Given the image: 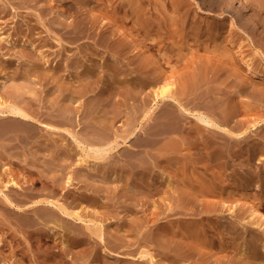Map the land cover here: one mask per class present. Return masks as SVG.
I'll use <instances>...</instances> for the list:
<instances>
[{
  "label": "rangeland",
  "instance_id": "obj_1",
  "mask_svg": "<svg viewBox=\"0 0 264 264\" xmlns=\"http://www.w3.org/2000/svg\"><path fill=\"white\" fill-rule=\"evenodd\" d=\"M33 1L36 2L34 3ZM261 1L262 0H256V2L255 0L140 1V8L142 9V21H149V23H147V28L149 30L157 29V27H159L160 25H162L161 29L163 26L169 28L170 26H167L164 22H162V19H174L173 3H175V5H179V7L182 9V12L177 16V23L174 26V30H176L177 33L175 37L173 36V38H176L177 43H179L178 45H180V43H185L184 36L187 35L189 31H191L190 29L193 21L194 25H196L197 23L202 26L203 34L212 32V30H208L209 25H211V29L212 27H214L213 33L215 36V41H218V43L222 46L221 49L216 50V52L208 54L203 47L199 48L198 45H196V43L193 41V39H190L189 41L192 48L191 50L188 49L189 56L192 54L194 55V57L191 56L190 59L197 63L196 65H198L201 59H204L211 55L212 58L218 61L220 67H218L219 69H215V73H210V81L208 82V84L204 85L203 88L195 89L192 91L190 90L188 93L182 95V100L188 107H191L192 109H205V106L207 105H210L212 107L214 106L213 108L216 110L217 116L222 118L225 108H227L228 105L238 103V107H241L239 109L243 112L239 111L235 119H232V122L236 123L244 119H246L248 123L254 122L256 120L261 121L260 128L256 130L257 134L252 132L250 134V137H248L241 143L242 148L238 150L239 152H236L237 154L235 157H237V159L239 158L240 160H236V158L234 157L233 165L228 168L226 174L224 173V175L226 176L228 173H230L229 176H227V178L229 179L227 180L226 176L223 175V179L226 178L225 180L229 181L230 183H228L230 185L233 183L231 185L232 187L237 186L236 183H239V181L242 180L243 176H245L246 174L247 168H245L246 165L242 160L248 157L253 151V144L251 143V140L256 139L255 141H259L263 140L264 138V96L259 94L257 90H254V86L251 84V80H249L250 77H246V75H244V72H241L244 74H238L237 76H235L232 74L231 69H224V63L220 61V59L222 58L220 53L223 49V46L237 50L238 45L241 41L243 42L244 53L253 54L256 53L257 50H260L264 53V7H261L264 4V0L262 2ZM76 2L77 0H0V8H6L5 12H7L2 13L4 15H2L3 18L0 17V27L3 29V32H6V35L12 33V36L15 37L18 30H20L22 26L23 28L25 27L24 29L26 31H32V35L30 36H35L34 38H38L40 40L37 41L38 43H43L44 41L43 45L41 43L39 50H35V53H33L34 49L32 47L30 50L25 48L26 50L24 49L23 52L21 49L19 50L18 46L21 44L19 41L16 42V45L3 42V45L0 46V81L3 78V74L8 69V67L11 66L12 63V71L19 70L20 73L24 76L31 73L33 77H30L28 79L25 78L24 82L22 83L26 87H28V91L30 92L27 94L26 92L23 93L26 97L22 94L23 97L26 98L25 101L32 98L31 95H28L31 94V91L35 95V107H28V110H30L35 115L43 114L42 117L45 115V118L43 117L44 121L47 120L48 122L54 123V118H56V111L60 109V105L63 102L62 93L66 90L65 87H63L62 81H57L55 78L56 67H60V69L63 70V78L74 80L75 78H77V76H80L82 74L81 71H86L88 66L94 65V63H96L95 65L97 70L94 69L95 76L84 77L83 84L79 81H75L73 83L74 86H78L77 88L79 90L83 88L84 85H87V88L81 93V98L73 100L72 107L75 108L76 106L77 108L78 106L82 109L83 112L81 111V117L83 118L84 122V125H76L77 120H75L76 115H74L73 120L76 125L75 128H80L81 135L84 134V120H87V117H85L84 113L86 114V110L89 107V104H92L94 108H97L96 110L94 109V111H97L98 114L100 113L102 116L105 115L104 112H102L100 109L104 107H107L111 113L119 110L120 116L115 121L114 127L116 129L118 128V131L120 133H122L123 130L129 127L131 119L132 121L135 120V126H137L136 128H138V139H134V142L136 143H134V149H129L128 146H121L120 150L112 153L113 157H111V161L114 160L113 165L115 166V168L117 167V171L109 176V178H100L98 176L95 177L91 176L92 174L90 175L87 173V175L89 176L88 179L80 185H78V183H75L73 187L69 188L56 186L55 189L54 184L50 179L41 178L35 188V192L39 193V197L47 196L59 199L64 204L68 205L71 209L78 208L77 210H80L81 214L85 218H87L88 224H90L92 229L102 227L100 231L102 237L94 234L93 230L88 227L89 225H87L86 222L75 220H73L72 222H68L67 226L69 225V227H61L59 224L51 223L50 225H42L38 230L29 229L24 225L25 216L19 217L16 213H14L13 217H11L12 222H6L3 229L0 227V232L5 236V245L0 243V264H234L243 255L240 253V251H233V249L229 251H216L217 248L215 246L219 243L218 240H216V242L218 243L215 242V244H207L205 247L203 246V248H200L204 253L203 256H201L202 252H197L193 256L192 251H189V254L185 258L174 261L172 259H169V257L163 252L161 243L167 244L170 243V241H175L174 243L180 246L182 245V243H184V239L179 237L172 238L170 236H166V238L164 237L163 239H159L157 235L160 234V230L163 229L162 227L164 226V224H171L172 222L175 225H180V221L182 223L184 221H187L188 218L201 220L202 215L204 218L206 216L205 214H201L200 208L199 212H197V209L190 210L191 208H189V206L192 203L191 201H186V203L181 204L175 197L177 190L182 187V184L180 183L179 187L176 185V179L180 178L179 176H177L179 164H173V167L171 166L170 168L167 165L162 164V154L159 151V148L165 142L170 141L171 138L166 136L162 139H159L156 148L144 147L140 145V143L143 144L144 142H153L156 137L150 133L153 130L161 129L160 125H162L160 124V120L154 122L153 119L152 123H154L150 124V126L147 128L148 130L150 129L149 133H144L145 131H143V128L145 121L143 120L144 115L142 114V110L146 108L149 109L150 107H156L158 105L157 99L152 93L153 90L151 89V87H148L146 90L140 92V88H136L134 89V91L132 88H130L129 85L125 83L130 81L129 79H132L137 75V72L133 70H135V68H138L141 59L138 57L135 59L133 58L134 55L130 54V56L129 54L122 53L120 56L118 68L108 70L101 67V61H104V57L102 59H99V56L96 55V53L102 54L103 52H106L108 50L107 43H104V38L107 34L113 35L115 33L114 38L116 39V41H118L119 38H124L126 41H129L130 38L123 34V29H128L130 31L134 30V33L139 37L140 40L142 38L145 39V41L143 39L142 40L146 44H150L151 42H153V37L157 38L158 34H146V28H144L146 24L144 23L142 26L141 23H137L135 19H132V15L128 19L130 20L129 24H123L119 22L118 24L111 25L112 30H106V32L105 29L107 28H104L101 23H98V27L97 24L95 25L94 23H92V12H103V10H101L99 6L97 7V5H92L89 8L90 10L86 11L88 13L85 14L86 8H84L81 4H77ZM71 3L76 4L74 5L75 8L72 9V12L70 14H65V11L68 9ZM260 8L261 11L263 10L262 12L260 11ZM125 11H127L128 14H131L129 6H126V9H123L122 13H125ZM258 14L260 15V17ZM65 15H68L66 18V22L71 25L70 28L72 29L69 37L63 34L65 32V29H63L61 25H58V19L62 16L63 18L66 17ZM82 18L84 19V24L87 26V31L84 33V35H80V33H78L77 35L74 29L78 27L76 26V24ZM261 18L263 19V21L261 20ZM170 25H172L171 22ZM33 30H37V33ZM167 30L168 29H166L164 38H162V41L165 44L172 43L173 41V38L169 36ZM2 31L0 29L1 33ZM124 44L128 47V50H131V46L129 45V43ZM22 46L24 45L22 44ZM27 50L30 52V54L28 53L27 55L29 56V58L26 57L24 59L25 54H27ZM41 51H44L47 54L46 57H49V64H45L43 66H34L33 64L34 62L36 63V59L37 62H42L45 58L43 56L37 58L39 55H41ZM135 54L139 55L140 53L135 52ZM122 56L123 58L121 59ZM27 58L28 60L31 59L32 62L30 60L28 61ZM174 59L175 60L173 61V63L168 64L166 67L169 74H171L172 71L182 63L177 58ZM77 61H80V63L79 65H77V67H74L73 64ZM117 79L124 82L117 85L116 83H114ZM7 80L8 83L6 85L0 83V90L2 89V94H6L7 89L10 90L9 88H11V85H16L18 83L17 86H22L21 82H16L13 77ZM229 84L231 85L229 86ZM245 88L247 89L246 92H244ZM128 89L132 90L131 94L134 97H125ZM148 91L151 92V95L148 93ZM111 92H114L113 97L111 95ZM138 93H140L141 95H139ZM206 96H208V98ZM58 98H60L61 100ZM52 99H54V101ZM120 103H122L121 105L123 106L120 107ZM82 104L84 107L82 106ZM39 106H41V108H39ZM175 108L177 109V104H175ZM50 110L52 111V113H54L55 117H52L48 114L51 112ZM162 112L163 111L159 113ZM46 117L48 118L46 119ZM183 123H185L183 124L184 131L182 130L181 132H178L176 134V138H179L178 140L182 143H185L186 145H189V143H192L193 141L194 146H192V148L190 147L189 150L192 151L193 156L198 160H205L206 150L204 142L201 139L202 137H197L196 135L189 133V120L186 117H184ZM141 126L142 130H139V127ZM115 128L108 127V129L110 131H113V133H115ZM83 136H85V134ZM35 140L36 139L34 138L30 139L29 142L22 141L21 144L17 142V145L12 147L10 150L14 153H19L20 151H23L24 147L26 153L28 154V157H33V153L31 152V150H29V146L25 147L23 144L29 143V145H33V147L36 145V148L34 147L33 150H37L41 147V153L45 154L42 157L38 155L41 160L40 167H43L46 172L49 170L50 164L55 165V169L56 166L58 167V169H63L65 171L64 184H67L66 181L68 179L69 173H73L74 168L79 169V166L76 164L79 161V155L74 151V148L75 150L78 149V146H76L77 143H73L71 139V141L68 142V145H65V142L59 137V139L56 141L55 147H52L51 145L54 150H52L51 148H47L44 152L42 147L46 145L45 142L47 141H45V139H42L40 142ZM56 146H60L59 149H61L57 157L56 154H54V151H56ZM234 149H238V147L235 146ZM66 151H68V153ZM64 152L67 154H65ZM263 153L264 148L256 158L258 162L256 160L254 161V169H256V172L260 171L261 176L264 175ZM133 154L135 155L133 156ZM129 155H131L133 158H130ZM26 158L27 157H23L24 161L19 159L17 160L15 158V164L12 165L13 167L15 166L16 169L21 168V170H19L21 172L20 176L23 183L31 174L30 171L28 172V170L32 169V167L28 165V163H26ZM234 159L238 162L234 161ZM141 160L148 162L150 164V167L152 166L151 168L153 172H155L154 175L156 174L157 177H162V175L164 174L166 176V179L168 180L171 179L173 181L175 179L174 184L172 186H169V182L166 183L163 181L162 185L164 186L162 192L160 191V193L155 194L147 193L148 189L151 191L156 186V183H154L153 180H151L150 184L149 182L146 183L141 178V176L138 175L137 170L140 167L139 163L141 162ZM126 165H129L131 167H129L130 171H133L134 169V172L128 173H131L132 176L129 175V177H133L132 179L128 178L127 173H124L123 167ZM234 165L235 168L233 169ZM118 168L121 170H118ZM34 170L36 169L34 168ZM118 172H120L121 175ZM111 173L112 172H110L109 174ZM237 174L238 176H236ZM113 175H116V178ZM262 178H264V176H262ZM110 179L112 180L110 181ZM152 183L154 185H152ZM141 185L145 186V188L147 189L146 190L144 188L146 192L143 190ZM151 185L152 187L150 188ZM99 190L102 191L105 196L104 198L106 199L105 201L107 202V204L104 206L93 205L89 203L90 201L88 202L87 199L89 194L91 196H94V193L97 192L96 194H98ZM26 191L28 190L20 189L19 192L25 193ZM184 193V196L187 195L188 198L192 197H190L189 192ZM81 194L84 195V199H82L83 196ZM196 195L198 200L205 198L199 192H196ZM12 196H14V194H12ZM71 196L74 197L72 198ZM241 197L242 201H247L251 196H248L246 198L245 196ZM76 198H78V200ZM80 198L82 199L83 203H78ZM213 198L215 200L219 199L215 197ZM188 202L191 203L188 205ZM133 205L136 206V209L134 211H129V208H131V206ZM83 206L85 208H83ZM31 215H33V213H31ZM88 219H92V221ZM139 219L141 220L138 221ZM151 237L154 238V241L150 243V241L148 242V240ZM225 238H227L226 241L222 240L224 243L232 239L226 234ZM253 239L254 235H248L246 238L247 244L245 243V245H251L250 243L253 241ZM240 240L239 243L243 246V243L241 242L244 241V239H242L241 241ZM232 241L233 240H231V242ZM156 242L160 244L158 247L155 246ZM196 242L198 244L197 240ZM141 251H148L154 254L155 257L153 259L149 255L142 257L140 256ZM190 253H192V255ZM208 255L209 257L205 258ZM244 258L246 260H249L250 257L245 256ZM256 264L261 263L258 262Z\"/></svg>",
  "mask_w": 264,
  "mask_h": 264
},
{
  "label": "bare ground",
  "instance_id": "obj_2",
  "mask_svg": "<svg viewBox=\"0 0 264 264\" xmlns=\"http://www.w3.org/2000/svg\"><path fill=\"white\" fill-rule=\"evenodd\" d=\"M140 1L141 0H119V2L118 0H77L76 3L81 4L84 8H86L85 12L90 10L89 8L92 5H97V7L99 6L100 9L103 10V12H96L92 10V23H94L95 25L97 24V27L99 26L98 23H101L104 28H107L105 29V31H109L110 29L112 30L111 25L118 24L119 22L123 24H129L130 20L128 19L132 15V19H135L137 23H141L142 26L144 23L146 24L144 27L146 28V34H158L157 38L153 37V42H151L150 44L144 43V38H142L144 41L142 39L140 40L139 37L134 33V30L130 31L128 29H123V34L130 38L129 41H126L124 38H117L118 41H116V39L114 38L115 33L113 35L107 34L104 38V43H107L108 50L106 52H103L102 54L96 53V55L99 56V59H102L104 57V61H101L104 66L101 64V67L108 70L118 68L120 56L122 53L134 55L133 58L135 59L137 57L141 59L138 68H135V70H133L137 72V75L134 78L129 79L130 81L125 83L129 85L133 90L136 88H140V92L146 90L148 87H151V89L153 90L152 93L157 99L158 105L156 104V107H150L149 109L146 108L142 110V114L144 115L143 120L145 121V123L142 121L144 123V133H149L150 129L148 130L147 128L150 126V124H153L157 120H160V124L162 125L158 124L161 126V129L153 130L150 133L156 137L153 142H144L143 144L140 143V145L144 147L156 148L159 139H162L166 136L171 138L170 141L165 142L159 148V151L162 154V164L167 165L169 168L173 164H179L177 176H179L180 178L176 179V185L179 187L180 184H182V187L177 190L175 197L181 204L186 203V201H191L192 203L188 202V205L190 203L191 205L193 204L192 206L190 205L191 207L189 206V208H191L190 210L197 209V212H199L200 208L201 214H205L206 216L204 218L202 215L201 220L188 218L187 221H184L182 219L184 222L181 223L180 221V225H175L172 222L171 224H164V226L162 227L163 229L160 230V234L157 235L159 239H163L164 237L166 238V236H170L172 238L179 237L184 239V243H182L181 246L176 245L174 243L175 241H170V243L167 244L161 243L162 250L169 257V259L176 261L185 258L189 254V251H192L193 256L197 252H202L201 256H203L204 253L200 248H203V246L205 247L207 244H215L216 240H218L219 243L216 242L218 244L216 246L214 245L217 248L216 251H229L233 249V251H240V253L243 255L234 264H256L258 262L264 264V178H262V176L264 175L261 176L260 171L256 172V169H254V161L256 160L258 162L256 158L264 148V138L263 140L259 141H255L256 139L251 140V143L253 144V151L251 150L252 153H250L248 157L242 160L244 161L246 165L245 168H247V170L246 174L241 173L245 174V176H243L242 180H240L239 183H236L237 186L232 187L231 185L233 183L230 185V182L227 181L229 179L227 178V176H229L230 173H228L227 176L224 175V173L226 174L228 168L233 165V158L236 156V152L242 148L241 143L245 139L250 137V134L252 132L256 133V130L261 126V121L256 120L254 122L248 123L246 119H240L241 121L239 122H232V119H235L239 111L243 112L239 109L241 107H238V103L228 105V107L225 108L224 113L222 112V118L217 116L216 110L213 108L214 106L212 107L210 105H207L205 106V109H192L191 107H188L182 100V95L188 93L190 90L192 91L195 89L203 88L204 85L208 84V82L210 81V73H215V69L220 67L218 61L212 58L211 55L204 59H201L198 65H196L197 63L190 59V57H194V55L192 54L189 56L188 49H192L189 41L190 39H193L196 45H198L199 48L203 47L208 54L216 52V50L221 49L222 46L218 43V41H215V36L213 33L214 27H212L211 29V25H209L208 30H212V32L203 34L202 26L197 23L196 25H194L193 21L190 29L191 31H189L188 34L184 36L185 43H180V45H178L179 43H177L176 38H173V36L175 37L177 33V31L174 30V26L177 23V16L182 12V9L179 7V5H175V3H173L174 19H169L172 25H170L168 19L163 18L162 22L170 27L168 28L166 26H163L161 29L162 25H160L159 27H157V29H154V32L153 29L149 30L147 28V23H149V21H142V9L140 8ZM33 2L35 3L36 1ZM74 5L76 4L71 3L68 9L65 11V14H70L72 12V9L75 8ZM126 6H129L131 14H128L127 11H125V13H122V10L126 9ZM261 7L263 8L264 4ZM5 9H2V7L0 8V17H2V13H7L5 12ZM87 13L88 12H86L85 14ZM65 16L66 17L64 18L63 16L61 18L58 17V25H61V27L65 29V32L63 34L69 37L72 29L70 28L71 25L66 22V18L68 15ZM261 20L263 21L262 18ZM76 26L78 27H76L74 31L77 35L78 33H80V35H84V33L87 31V26L84 24L83 18L79 20ZM24 28L21 26L16 36L14 35L15 37H13L12 33L6 35V32H3V29L0 27L2 31V33L0 32V46L3 45V42L16 45V42L19 41L21 43L18 46L19 50L21 49L23 52L25 48L30 50L32 47L34 49V51H32L33 53H35V50H39L42 42L38 43V38H34L35 36H30L32 35V31H26ZM166 29H168L167 32L169 33V36L173 38L172 43L169 44H165L162 41V38H164V34L166 33ZM33 31H36L37 33V30ZM124 43H129V45L131 46V50H128V47ZM22 44L24 46H22ZM28 50L26 52L27 54L24 53V59L26 57L29 58V56H27L28 53L30 54ZM235 50L236 49L223 46V49L220 53V55L222 56L220 61L224 63L223 68L226 70L231 69L232 74L235 76L245 73L244 75H246V77H250L249 80H251V84L254 86V90H257L259 94L264 96V53L260 50H257V52L253 54L244 53V46L242 41L239 43L237 50ZM135 52L140 54H135ZM46 55L47 54L43 51L37 58L43 56L45 57L44 60L42 62H37L36 59V63L34 62L33 65L43 66L45 64H49L48 61L50 59L48 56L46 57ZM122 58L123 56L121 57V59ZM174 58H177L182 63L175 70H173L171 74H169L166 67L168 64L173 63V61L175 60ZM29 60L31 61V59ZM79 63L80 61L74 62L73 66L77 67ZM12 64L11 66L9 65L10 67H8L5 73L3 72V78L0 81L1 84L6 85L8 83L7 79H10L11 77H13L16 82H21V84L24 82L25 78L28 79L30 77H33L31 73L24 76L20 73L19 70L12 71ZM95 64L96 63H94V65L88 66L86 71H81L82 74L80 76H77V78H75L74 80L63 78V70L60 69V67H56L55 78L57 81H62L63 87H65L66 90L62 93L63 102L61 105L59 104L60 109L56 111V118H54V123L48 122L47 120L44 121L45 115L43 116V118V114L38 113L39 115H35L30 110H28V107H35V95L31 91V94L28 95H31L32 98L25 101L26 98L23 97V95L25 96V94L23 93L26 92L27 94L30 92L28 91V87H26L24 84H22V86H17L18 83L16 85H11V88H9L10 90L7 89L6 94H2V89L0 90V227L2 229L4 228L6 222H12L11 217H13L14 213H16L19 217L25 216L24 225L29 229L38 230L42 225H50L51 223H56L61 227H65L67 226L68 222H72L73 220H75L86 222L87 225H89L88 227L93 230L94 234L102 237V234L100 233L102 227L92 229L90 224H88L87 218H85L81 214L80 210H77L78 208L71 209L68 205L64 204L59 199L47 196L39 197V193L35 192L37 183L39 182V180H41V178L50 179L54 184V189L56 186H60L62 188L73 187L75 183H78V185H80L88 179L89 176L87 175V173L90 175L92 174L91 176L95 177L98 176L100 178H109V176L117 171V167L115 168V166L113 165L114 160L111 161V157H113L112 153L120 150L121 146H128L129 149H134L133 147L136 144L134 142V139H138V128H136L137 126H135V120L132 121L131 119L129 127L123 130L122 133H120L118 131L119 129H116L114 127L115 121L120 116L119 110L111 113L107 107H104L102 109L99 108L102 112H104L105 116H102L100 113L98 114L97 111V113L94 111V109L96 110L97 108H94L92 104L90 105L88 103L89 107L86 110V114L84 113L85 117H87V120H84L85 129L83 132L85 136H83L84 134L81 135L80 128H75L76 125H82L84 122L83 118L81 117L82 109L78 106L77 108L76 106L75 108H73V100L81 98V93L87 88V85H84V87L79 90L77 88L78 86H74L73 83L75 81H79L83 84L84 77L95 76ZM9 72L11 73V75ZM123 82L124 81L117 79L114 83L119 85ZM230 85L231 84H229V86ZM246 91L247 89L245 88L244 92ZM131 93L132 90L128 89L125 97H134ZM148 93L151 95L150 91H148ZM138 94L141 95L140 93ZM111 95L113 97L114 92H111ZM206 97L208 98V96ZM52 100L54 101V99ZM173 103L177 104V109L175 108V104ZM121 104L122 103H120V107L123 106ZM41 106H39V108H41ZM160 110L163 112L159 113L161 112ZM48 114L52 117H55L52 111ZM74 115H76V125L73 120ZM184 117L189 120V133L194 134L197 137H202L201 139L204 142L206 150L205 160H198L193 156L192 151L189 150L190 147L192 148V146H194L193 141L192 143L190 142L189 145H186L185 143L180 142L178 140L179 138H176V134L183 130V124H185L183 123ZM47 118L48 117H46V119ZM153 119L154 122L152 123ZM142 126L139 127V130H142ZM108 127L115 128V133H113V131H110ZM59 137L65 142V145H68V142H70L72 139L73 143H77L76 146H78V149L75 150L74 148V151L79 155V161L76 163L79 166V169L74 168L73 173H69L68 179L66 181L67 184H64L65 171L63 169H58L57 166L55 169V165L50 164V168L46 172L43 167H40V157L44 156L45 154L41 153V147L37 150H33L36 145L33 147V145L30 146L29 143L23 144L25 147L29 146V150H31V152L33 153V157L30 156L31 159L30 157H28V154L26 153V150L23 146V151H18L19 153H14L10 150L12 147L17 145V142L21 144L22 141L29 142L30 139L34 138L39 142L42 139H45V141H47H44L46 143L44 147L46 148L42 147L44 152L47 148H51L52 150H54V148L52 147H55L56 141L59 139ZM235 146L238 147V149H234ZM59 147L60 146H56V151H54L56 157L61 150L59 149ZM66 152L68 153V151ZM38 155H40V157ZM134 155L135 154H133V156ZM23 157H27L25 161L32 167V169L28 170V172L30 171L31 174L24 183L22 182V178L20 176L21 168H19V170L16 169L15 166H12L13 164H15V158L17 160L19 159L24 161ZM129 157L133 158L131 155H129ZM235 158L236 160H240L239 158L237 159V157ZM236 160L234 159V161ZM139 164L140 167L137 170L138 175L141 176V178L146 183L149 182L150 184L151 180L156 183V186H153L154 188L151 191L148 189L147 193L155 194L160 193V191L162 192L164 186L162 185L163 181L166 183L169 182V186H172L174 184L175 179L173 181L171 179L168 180L166 179V176L164 174L162 175V177H157L156 174L154 175L155 172H153L151 168L152 166L150 167V164L148 162L141 160ZM129 167V165H126L123 168L124 173H127L128 178H131L129 177L131 173H128L134 172V169L133 171H130L131 167ZM34 168L36 170H34ZM234 168L235 165L233 169ZM118 170L121 169L118 168ZM110 172L112 173L109 174ZM223 175L226 176L227 180H225L226 178L223 179ZM236 176H238V174ZM114 177L116 178V175ZM111 180L112 179H110V181ZM152 185L154 184L152 183ZM152 185L150 186V188L152 187ZM141 187L146 192L147 189L145 188V186L141 185ZM20 189H26L28 191L22 193L19 192ZM184 192H189L190 197L192 196L193 198H188L187 195L184 196ZM196 192L201 193L205 198L198 200V194L196 195ZM96 193H94V196H91L90 194L88 195V202L90 201L89 203L96 206L106 205L107 202L105 201L106 199L104 198L105 196L102 191L99 190L98 194ZM12 194H14V196H12ZM82 196L81 198L84 199V195ZM241 196H245V198L248 196L251 197L250 199L248 198L249 200L247 201H242ZM213 197L219 199L215 200ZM81 198L79 199L78 203H83ZM76 199L78 200V198ZM83 208L85 207L83 206ZM135 209L136 206L133 205L131 206V208H129V211H134ZM31 213H33V215H31ZM88 220L92 221V219ZM140 220L141 219H139L138 221ZM67 227H69V225ZM225 234L232 238L226 243L222 241H226L227 239L225 238ZM248 235H254L253 241H250L251 245H245ZM195 239L198 241V244ZM240 239H244V241L241 242L243 243V246L239 243ZM231 240L233 241L231 242ZM149 241L150 243L153 242L154 238H149L148 242ZM0 243L5 245V236L1 232ZM159 245L160 244H158V242L155 243V246L158 247ZM192 253L190 254L192 255ZM148 255L152 259L155 257L154 254L148 251L140 252V256L142 257ZM245 256L250 257L249 260H246L244 258ZM208 257L209 255L205 258Z\"/></svg>",
  "mask_w": 264,
  "mask_h": 264
}]
</instances>
